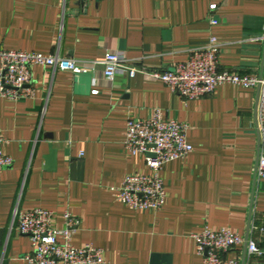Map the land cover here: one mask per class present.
I'll return each instance as SVG.
<instances>
[{"label":"crops","instance_id":"obj_1","mask_svg":"<svg viewBox=\"0 0 264 264\" xmlns=\"http://www.w3.org/2000/svg\"><path fill=\"white\" fill-rule=\"evenodd\" d=\"M262 35L264 0H0V49L80 63L117 52L131 65L165 71L215 37L220 70L262 76ZM32 76L33 98L0 97L2 150L14 159L0 173L3 264H29L33 252L17 230V209L52 211L56 230L69 211L81 221L72 244L103 249L107 264H151L155 254L171 264H203L194 235L206 228L248 236L264 249L258 89L225 84L210 97L185 100L143 74L119 73L110 84L98 66L91 94L77 95L72 73L35 65ZM156 109L188 124L194 151L162 170V209L139 211L118 201L115 189L129 175L151 173L124 143L128 122ZM226 258L264 264L246 245Z\"/></svg>","mask_w":264,"mask_h":264},{"label":"built area","instance_id":"obj_2","mask_svg":"<svg viewBox=\"0 0 264 264\" xmlns=\"http://www.w3.org/2000/svg\"><path fill=\"white\" fill-rule=\"evenodd\" d=\"M217 5L211 6V11ZM212 25H218L215 18ZM257 41L264 43V35ZM221 45L211 37L208 45L196 49L188 62L177 64L165 71L148 70L145 67L131 65L123 55L108 52L101 62L80 63L73 59H63L58 54L44 56L38 53L7 51L0 49V97L12 101L33 98L32 67L41 65L54 71L69 72L74 76L95 72L98 66L104 67V78L114 83L119 73L133 78L143 74L161 81L171 91L185 100H199L213 95L215 90L225 84H232L245 89L259 90L258 131L264 145V74L262 76L240 75L222 71L219 67ZM189 126L176 120L164 118L163 111L156 109L148 119H132L127 125L125 150L131 155H142L150 169L149 175H129L120 188L115 189L117 199L131 209L158 212L166 200V192L161 172L173 161L185 159L194 147L188 142ZM5 139L0 133V173L14 165V159L3 153ZM257 179L264 180V149L261 146L257 167ZM54 213L44 209L15 212L17 230L30 238L33 252L25 257L29 264H107L104 250L92 244L77 248L72 244L73 235L78 231L81 221L69 211L65 213V227L53 228ZM258 230L251 223V231ZM264 231V229H260ZM197 253L203 264H240L226 255L240 246L246 245L249 257L264 258V249L251 239L228 229L212 231L208 228L194 235ZM2 239L0 229V264H3Z\"/></svg>","mask_w":264,"mask_h":264},{"label":"water","instance_id":"obj_3","mask_svg":"<svg viewBox=\"0 0 264 264\" xmlns=\"http://www.w3.org/2000/svg\"><path fill=\"white\" fill-rule=\"evenodd\" d=\"M94 76L91 73H82L75 75V93L77 95H90L93 88ZM55 158V153L51 152L52 160ZM248 236L246 237V239ZM166 262V264H171V257L163 255H153L151 264H160V262Z\"/></svg>","mask_w":264,"mask_h":264}]
</instances>
